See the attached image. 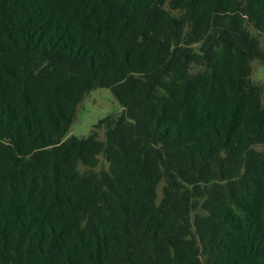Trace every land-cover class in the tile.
<instances>
[{
  "label": "trees",
  "instance_id": "trees-1",
  "mask_svg": "<svg viewBox=\"0 0 264 264\" xmlns=\"http://www.w3.org/2000/svg\"><path fill=\"white\" fill-rule=\"evenodd\" d=\"M255 61L264 0H0V264H264Z\"/></svg>",
  "mask_w": 264,
  "mask_h": 264
},
{
  "label": "rangeland",
  "instance_id": "rangeland-1",
  "mask_svg": "<svg viewBox=\"0 0 264 264\" xmlns=\"http://www.w3.org/2000/svg\"><path fill=\"white\" fill-rule=\"evenodd\" d=\"M252 81L264 89V66L253 63ZM123 106L109 88H99L90 91L79 104L77 115L67 137H87L93 127L108 115H121Z\"/></svg>",
  "mask_w": 264,
  "mask_h": 264
}]
</instances>
